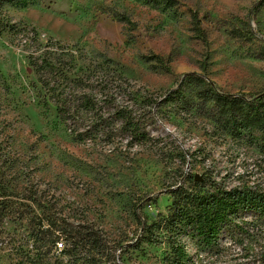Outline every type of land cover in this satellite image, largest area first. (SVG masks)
I'll list each match as a JSON object with an SVG mask.
<instances>
[{"label":"rangeland","instance_id":"374dc122","mask_svg":"<svg viewBox=\"0 0 264 264\" xmlns=\"http://www.w3.org/2000/svg\"><path fill=\"white\" fill-rule=\"evenodd\" d=\"M47 51L77 64L66 116L33 64ZM192 72L263 91L264 0H0V264H80L88 246L35 237L53 217L107 242L106 264H264L259 212L230 215L214 244L163 220L190 175L205 193L264 190V133L205 117L190 82L173 94Z\"/></svg>","mask_w":264,"mask_h":264},{"label":"trees","instance_id":"16d2710c","mask_svg":"<svg viewBox=\"0 0 264 264\" xmlns=\"http://www.w3.org/2000/svg\"><path fill=\"white\" fill-rule=\"evenodd\" d=\"M154 6L167 5L173 7L175 0H145ZM126 21V17L120 18ZM50 51L45 52L42 61L33 62L39 76L42 89L47 92L46 99L53 100L57 111L66 116L70 114L75 100L71 96L64 94V89L71 78L72 70L77 68V64L70 63L68 67L64 59ZM71 57L69 62L73 61ZM82 70V69H81ZM79 71H76L78 75ZM188 82L195 88L194 103L203 115L223 129L228 130L236 137H243L253 132L264 133V90L254 96L227 93L221 91L205 75L192 72L182 74L178 78L179 88L172 93H178L179 89ZM65 87V88H61ZM182 96V94H177ZM183 100L188 101L183 96ZM47 101V100H46ZM195 105V106H196ZM189 181L194 183V190L189 191L181 185L172 191L173 202L168 207L169 215H162L163 220L172 222L175 227L191 228L192 232L201 236L207 244H214L220 231L229 216L238 210L259 212L264 215V190L252 188L233 187L230 189L218 188L215 193H205L201 189V182L190 175ZM57 218L48 221L50 228L43 230L37 236L44 244L54 243L53 231H61L71 238V244L79 246L81 243L88 246L90 254L81 257L80 264H106L109 259V249L112 247L107 242L101 244L97 241L93 233L82 230L80 226H72L66 229L58 223ZM161 222H152L150 227L160 228ZM37 238V239H38ZM175 254L180 260L186 256L181 246H174ZM65 252L67 249H62ZM93 251V252H92ZM49 251H45L48 253ZM44 253V252H43ZM42 253V254H43ZM78 260V259H77Z\"/></svg>","mask_w":264,"mask_h":264},{"label":"built area","instance_id":"2783aa9c","mask_svg":"<svg viewBox=\"0 0 264 264\" xmlns=\"http://www.w3.org/2000/svg\"><path fill=\"white\" fill-rule=\"evenodd\" d=\"M57 248L59 249V250H62L63 248H64V243H63V241H57Z\"/></svg>","mask_w":264,"mask_h":264},{"label":"water","instance_id":"95a60500","mask_svg":"<svg viewBox=\"0 0 264 264\" xmlns=\"http://www.w3.org/2000/svg\"><path fill=\"white\" fill-rule=\"evenodd\" d=\"M197 179H199L198 177H196Z\"/></svg>","mask_w":264,"mask_h":264}]
</instances>
